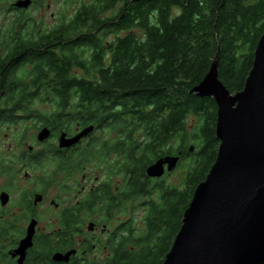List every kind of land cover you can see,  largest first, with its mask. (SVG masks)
<instances>
[{"label":"trees","instance_id":"1","mask_svg":"<svg viewBox=\"0 0 264 264\" xmlns=\"http://www.w3.org/2000/svg\"><path fill=\"white\" fill-rule=\"evenodd\" d=\"M80 17L81 36L21 38L16 65L0 67V88L50 96L41 99L52 118L65 108L55 96L79 94L74 115L112 127L126 188L147 199L143 256L122 264H163L221 145L218 104L194 89L217 60L219 81L233 95L244 90L264 35V0H84ZM179 155L178 183L152 184L148 168Z\"/></svg>","mask_w":264,"mask_h":264},{"label":"flooded vegetation","instance_id":"2","mask_svg":"<svg viewBox=\"0 0 264 264\" xmlns=\"http://www.w3.org/2000/svg\"><path fill=\"white\" fill-rule=\"evenodd\" d=\"M83 5L0 0V67L16 65L21 38L81 36ZM44 97L0 88V264H122L131 253L143 256L147 199L126 188L130 178L112 151L117 133L74 115L79 94L55 96L65 98L59 118Z\"/></svg>","mask_w":264,"mask_h":264},{"label":"water","instance_id":"3","mask_svg":"<svg viewBox=\"0 0 264 264\" xmlns=\"http://www.w3.org/2000/svg\"><path fill=\"white\" fill-rule=\"evenodd\" d=\"M194 92L217 102L221 145L163 264H264V35L242 92L233 95L219 81L217 60ZM180 159L158 160L148 168V177L174 172Z\"/></svg>","mask_w":264,"mask_h":264},{"label":"rangeland","instance_id":"4","mask_svg":"<svg viewBox=\"0 0 264 264\" xmlns=\"http://www.w3.org/2000/svg\"><path fill=\"white\" fill-rule=\"evenodd\" d=\"M180 176L182 177V172H181V170H180V169H176V170L173 172V175H171V177H170L171 182L177 184V183H178V178H179Z\"/></svg>","mask_w":264,"mask_h":264}]
</instances>
